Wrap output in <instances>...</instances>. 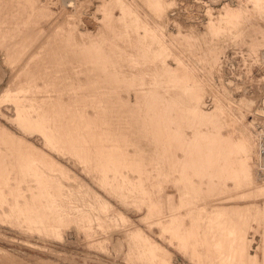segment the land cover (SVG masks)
<instances>
[{"label":"rangeland","instance_id":"rangeland-1","mask_svg":"<svg viewBox=\"0 0 264 264\" xmlns=\"http://www.w3.org/2000/svg\"><path fill=\"white\" fill-rule=\"evenodd\" d=\"M1 1L0 264H264V0Z\"/></svg>","mask_w":264,"mask_h":264},{"label":"bare ground","instance_id":"bare-ground-1","mask_svg":"<svg viewBox=\"0 0 264 264\" xmlns=\"http://www.w3.org/2000/svg\"><path fill=\"white\" fill-rule=\"evenodd\" d=\"M1 1V0H0ZM205 1H207L208 2V0H205ZM213 1V0H212ZM215 2L214 3H216V1L217 0H214ZM2 2V1H1ZM181 5H183V1H181V3H180ZM3 6H5V5H3ZM183 6H185V8H187L188 6H187V4L185 3ZM33 9V8H32ZM8 10H9V8H8ZM12 11H13V9H12ZM11 12V11H10ZM37 12V11H36ZM1 13V12H0ZM6 13V12H5ZM8 13V12H7ZM12 14V13H11ZM16 14V13H15ZM188 14H189V18H191L192 17V15H195V14H192V12H188ZM8 15H9V13H8ZM38 16V15H37ZM6 17V16H5ZM8 17V16H7ZM36 17V16H35ZM0 18H1V16H0ZM13 18H15V17H13ZM17 18V17H16ZM193 18V17H192ZM37 19V18H36ZM5 21V20H4ZM7 21V20H6ZM12 21V20H11ZM34 21V20H33ZM17 22V21H16ZM21 22V21H20ZM8 23H10V22H8ZM5 24V23H4ZM21 31V30H20ZM19 32V31H18ZM21 32H23V31H21ZM16 33H17V30H16ZM16 33H14V34H16ZM13 34V33H12ZM13 34V35H14ZM18 34V33H17ZM16 34V35H17ZM22 34V33H21ZM20 34V35H21ZM15 35V36H16ZM46 35V34H45ZM19 36V35H18ZM13 38V37H12ZM43 38V37H42ZM44 59V58H43ZM153 100V99H152ZM154 101V100H153ZM29 102V101H28ZM169 103V102H168ZM143 104V103H142ZM24 106H25V104H24ZM180 109V108H179ZM142 112V111H141ZM149 112V111H148ZM130 113V112H129ZM134 113H135V111H134ZM142 113H144V111L142 112ZM147 113V112H146ZM123 115V114H122ZM149 115V114H148ZM151 115V114H150ZM127 119V118H126ZM132 119V118H131ZM45 120V122H48L49 123V120L47 121L46 119H44ZM57 121V120H56ZM154 121V120H153ZM146 122V121H145ZM133 123V122H132ZM139 125V124H138ZM143 125V124H142ZM148 125V124H147ZM48 126V125H47ZM49 126H50V123H49ZM81 126V125H80ZM118 126V125H117ZM140 126V125H139ZM77 127H79V126H77ZM50 128V127H49ZM82 128V127H81ZM49 130V129H48ZM72 130H78L77 128H76V126H74V124L73 125H71V126H63V125H60L59 123H55V122H53L52 124H51V128H50V132H49V134L51 135L52 134V137L54 138L55 137V140H56V142H62V143H65L64 141V138L65 137H68L69 138V131H72ZM81 130H83V128L81 129ZM113 132V131H112ZM131 132V131H130ZM157 132V131H156ZM74 133V132H73ZM72 133V134H73ZM134 133V132H133ZM82 135V134H81ZM78 137V136H77ZM111 140V139H110ZM155 140V139H154ZM74 141H76V140H73V143H74ZM79 141V140H78ZM244 142V141H243ZM73 143H72V145H73ZM127 143V142H126ZM246 143V142H245ZM251 143V142H250ZM249 143V140H248V142L246 143V151H245V155L247 156L246 157V159L248 158H251V157H249V153H250V150H251V144ZM76 144V143H75ZM79 144V143H78ZM78 144H76L77 146H78ZM244 144V143H243ZM79 147V146H78ZM244 147V146H243ZM150 148V147H149ZM248 151H249V153H248ZM129 153V152H128ZM119 154V153H118ZM158 154V153H157ZM181 154V153H180ZM108 155H109V153H108ZM121 155V154H120ZM130 155V154H129ZM119 156V155H118ZM124 156V155H123ZM145 157V156H144ZM263 157V156H262ZM121 158V157H120ZM157 158V157H156ZM264 158V157H263ZM134 159V158H133ZM183 159H184V157H183ZM143 160V159H142ZM161 160V159H160ZM165 161V160H164ZM244 161V160H243ZM126 162V161H125ZM156 162H157V160H156ZM227 162V161H226ZM246 162V161H245ZM249 162V161H248ZM127 163V162H126ZM151 163V162H150ZM176 163V162H175ZM182 163H184V162H182ZM244 163V162H243ZM138 164V163H137ZM229 163H224V164H222V165H220V164H218V165H214V164H211V165H208V169H210L209 171H211V172H209V173H211V174H213L215 171H219V170H221L222 168H225V167H228L229 165H232V164H229ZM242 164V163H241ZM237 165V164H236ZM235 165V166H236ZM176 166V165H175ZM181 168V167H180ZM183 169H185V168H183ZM225 169H227V172L229 173V171L231 170V168H225ZM241 171L239 172V173H241L242 174V176L244 175V174H246V165H241V168H239ZM138 170V169H137ZM176 170V169H175ZM237 169H235V171H236ZM139 171V170H138ZM223 171V170H222ZM221 171V172H222ZM234 171V173L233 172H231V175L230 176H232V173L236 176V174H237V172H235ZM239 171V170H238ZM224 172H225V170H224ZM238 173V174H239ZM210 174V175H211ZM215 174V173H214ZM237 174V175H238ZM147 175V174H146ZM174 175V174H173ZM186 175V174H185ZM220 175V174H219ZM233 175V176H234ZM240 175V174H239ZM238 175V176H239ZM247 175V174H246ZM183 176V175H182ZM181 176V177H182ZM238 176H236V177H238ZM241 176V175H240ZM217 177L218 178H220L218 175H217ZM228 177V176H227ZM226 178V177H225ZM234 178V180H236L237 181V179L239 180V179H242V178H244V176L241 178H236L235 179V177H233ZM142 179H144V178H142ZM231 180H232V178H231ZM234 180H233V182H234ZM212 181H213V179H212ZM225 181V180H224ZM211 182V181H210ZM214 182V181H213ZM221 182V181H220ZM223 182V181H222ZM239 182V181H238ZM240 182H241V180H240ZM239 182V183H240ZM239 183H238V185H239ZM211 184H213V183H211ZM233 184V183H232ZM222 185V184H221ZM236 185V184H235ZM234 185V186H235ZM238 185H236V186H238ZM219 186V185H218Z\"/></svg>","mask_w":264,"mask_h":264},{"label":"built area","instance_id":"built-area-1","mask_svg":"<svg viewBox=\"0 0 264 264\" xmlns=\"http://www.w3.org/2000/svg\"><path fill=\"white\" fill-rule=\"evenodd\" d=\"M185 3L183 2V5ZM257 137V143H258V152H259V155L263 156L264 157V128L261 127L257 133H256V136Z\"/></svg>","mask_w":264,"mask_h":264},{"label":"water","instance_id":"water-1","mask_svg":"<svg viewBox=\"0 0 264 264\" xmlns=\"http://www.w3.org/2000/svg\"><path fill=\"white\" fill-rule=\"evenodd\" d=\"M219 2H220V0H219ZM219 2H217V3H219ZM217 3H213V4L217 5Z\"/></svg>","mask_w":264,"mask_h":264}]
</instances>
